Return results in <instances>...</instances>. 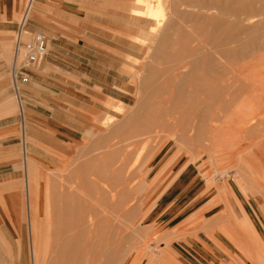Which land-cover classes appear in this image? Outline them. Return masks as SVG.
Wrapping results in <instances>:
<instances>
[{"label":"rangeland","instance_id":"obj_1","mask_svg":"<svg viewBox=\"0 0 264 264\" xmlns=\"http://www.w3.org/2000/svg\"><path fill=\"white\" fill-rule=\"evenodd\" d=\"M27 1L15 17L20 25ZM136 1L34 0L25 27L8 41L3 37L6 54L1 58L10 71L1 79L9 95L1 100L0 118L8 120L0 126L9 127L0 139H15L4 149L0 146V172L14 178L0 185V209L5 210L0 212V264H31L30 226L15 207L17 198L24 199V132L37 166L38 229L47 237L55 212L62 209L61 182L67 169L102 154L103 138L117 125L124 123L128 131L148 110L172 106L199 65L196 57L207 55H215L216 62H207L205 72L213 70L219 81L240 85L237 94L229 95L232 89L223 95L232 103L218 109V124L226 133L211 148L205 141L181 148L169 141L167 132L154 135L146 148H133L134 167L146 188L135 195L140 207L136 229L128 230L122 257L124 264H264V0H205L202 8L180 6L181 14L194 11L209 18L195 25L191 44L196 50L206 48L185 60L180 71L174 62L185 54L180 51L185 33L169 31L170 49L157 45L170 24L174 0H150L156 7L162 4L156 26L133 16ZM34 33L48 38L46 56L34 70L16 75L17 37L26 43ZM249 95L261 109L243 106ZM192 102L196 110L217 104L202 98ZM189 103L183 109L190 108ZM243 113H259L256 119L262 125L242 134L235 124ZM250 154L262 175L259 183L248 170ZM239 204L246 212L236 210Z\"/></svg>","mask_w":264,"mask_h":264},{"label":"bare ground","instance_id":"obj_2","mask_svg":"<svg viewBox=\"0 0 264 264\" xmlns=\"http://www.w3.org/2000/svg\"><path fill=\"white\" fill-rule=\"evenodd\" d=\"M184 1L174 0L171 2L173 11L170 24L157 41V45L162 49H170L171 42L169 40L172 33H169V31H174L178 36H180L182 31L185 33L184 42L180 49L185 54L175 59L176 71H180L181 67L186 65L183 64L184 66H182V63L194 57L196 51L206 48V45H200L197 47L198 50H196L191 44L194 40L195 32L198 31L195 25L200 21H208L209 18L206 20L208 16L203 13L202 16L205 15L206 18L203 19L200 15H196L194 11L181 14L177 10L180 6H187L188 8L198 6L202 8L205 5V0H197L196 4L189 0H187L189 4ZM161 6L162 4L156 7L150 0H138L132 14L135 18L139 20L145 19L156 26L160 23ZM31 8L32 0L26 5L25 14L21 19V26L29 18ZM19 40L20 35L17 37V41ZM219 48L220 46L216 47L215 50ZM15 56L14 53V64ZM196 59L199 60L198 63L196 62L199 65L193 71L191 70L192 75L190 79L187 78V89H183L181 94H178L179 97L176 98L172 106H166L167 108H162V110L160 108H158L160 110H148L144 116L138 118L139 121L135 124L136 126L132 129L129 128L130 130L128 129V131L126 129L123 130L122 125L124 123L117 125L107 137L103 138V145L106 149L102 154L91 155L78 167L72 168L73 170L69 169L70 167L67 169L68 173L63 175L66 178L61 182L60 194L63 204L60 203L62 204L60 208L62 207V209L60 210L61 212H55V223L51 235L49 232L47 237L38 229L39 181L37 166L27 146L30 141L26 138V132H24L22 167L25 174L24 196H22L24 199L22 202V199L17 198L15 207L16 214L19 217L24 215L30 226L31 264L125 263L122 251L128 240L127 232L128 230L135 231L134 220L140 209L138 206L139 198L136 196L146 188L145 180H139L141 171L136 170L139 168L134 167L132 159L133 148L139 146L146 148L145 146H149L150 140L155 137L154 135L159 136L160 133L166 132L169 133L166 136L169 141L180 145L181 148L184 147L185 143L190 146L192 143L197 144L203 141L208 144L207 146L205 144L206 148H211L210 146L221 141V136L226 133L225 127L222 124H218L222 118L219 110L224 105L232 103V101L226 100L223 95L232 89L234 91L229 95L237 94V89L240 85L238 81H233L231 84H228L227 81H219V75L213 70L208 73L205 72L204 68L207 62H216L215 55H207L205 58H198L197 56ZM214 69H218V67ZM206 87L209 89L206 90V93H203ZM200 98L209 100V102L214 101V104L215 102L217 104L216 106L208 105L206 108L196 110L197 108L194 107L191 101ZM243 101V106H252V109L259 107L257 106L258 100L255 99L253 101L251 95L245 97ZM185 102L187 104L190 102L191 104L189 103L190 106L188 107L190 108H184V111L183 105H186ZM263 107L264 105L261 108ZM215 108L219 109V112H216ZM21 109L23 110L22 105ZM257 115L259 116V113ZM257 115L254 117L253 114L247 115L243 113V118L235 124V129L240 130L242 134L251 131V129H254L253 127L263 122L260 119H256ZM250 121L253 123L251 124ZM77 152L79 153V151ZM19 200H21L20 203ZM128 218L132 220V222L130 220V225L125 224ZM50 237L53 238L51 241ZM43 241L45 245H43ZM19 263L14 262L13 264Z\"/></svg>","mask_w":264,"mask_h":264},{"label":"crops","instance_id":"obj_3","mask_svg":"<svg viewBox=\"0 0 264 264\" xmlns=\"http://www.w3.org/2000/svg\"><path fill=\"white\" fill-rule=\"evenodd\" d=\"M29 1L30 0L27 1V4ZM22 2L23 0H0V104H1L2 98L5 97L6 95H9V89L2 90L3 86L1 84V79L2 78L6 79L8 72L10 71V68L4 63V61L1 58V56L3 55V52L4 54H6V50L2 48V39L5 36V38L8 41L12 33L18 32L20 30V24L16 21L15 17H16L17 12L20 9V5ZM33 3H34V0H32V8H33ZM5 43H3V46H6L8 44V42L6 41ZM6 120H8V118H0V123L5 122ZM8 127H9L8 124L0 126V138H2L1 131H3V129H7ZM11 139L14 140L15 137L13 136L12 138L8 137L5 139H0V146L3 149L6 148L5 147L6 142L10 141ZM15 145H12V146H15ZM3 149L0 148V152H2ZM249 158L250 160H248V163H249L248 170L256 177L255 178L256 182L259 183V180L262 178V175L259 174L260 170L258 169L257 162L255 161L253 154H250ZM9 174H5L4 172L1 174L0 172V185L10 183V181L14 179ZM239 205H240V209H236V210L238 212H246L245 209L242 208L243 205L242 206L241 204ZM227 211L230 212L231 215L232 213L236 215L235 210L233 209L230 210L227 208ZM0 212H5V210L2 208V210L0 209ZM236 221L238 220L236 219Z\"/></svg>","mask_w":264,"mask_h":264},{"label":"built area","instance_id":"obj_4","mask_svg":"<svg viewBox=\"0 0 264 264\" xmlns=\"http://www.w3.org/2000/svg\"><path fill=\"white\" fill-rule=\"evenodd\" d=\"M21 26V25H20ZM23 28L25 25L22 26ZM48 48V38L41 33H34L28 42L17 41L15 47L14 72L16 75L32 71L43 61ZM14 75V77H17Z\"/></svg>","mask_w":264,"mask_h":264}]
</instances>
